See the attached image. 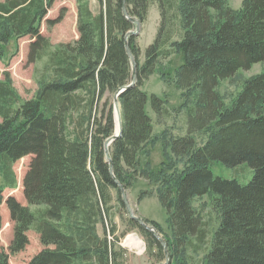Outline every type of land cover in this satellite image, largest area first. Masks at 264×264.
Masks as SVG:
<instances>
[{"label": "trees", "instance_id": "16d2710c", "mask_svg": "<svg viewBox=\"0 0 264 264\" xmlns=\"http://www.w3.org/2000/svg\"><path fill=\"white\" fill-rule=\"evenodd\" d=\"M53 2L0 0V58L9 41L25 35L33 37L28 60L46 58L40 87L30 98L21 96L9 71L0 78V202L2 190L17 185L15 162L33 155L23 180L28 204L14 195L6 199L14 222L10 251L23 250L34 227L45 247L27 264H125L111 216L115 198L125 206L115 178L128 189L136 175L157 174L148 163L138 167L144 148L161 140L168 164L160 172L174 176L160 199L174 232L169 249L176 264H196L186 250L198 252L207 242L210 229L192 205L194 196L206 193L215 196L220 221L201 264H264V70L246 79L229 104L218 91L222 79L264 62V0H244L239 10L225 0H159L162 22L143 63L135 35L128 38L137 81L119 97L123 130L109 148L112 170L104 147L116 127L109 93L132 80L125 35L135 23L123 13L124 0H98L97 13L91 0H76L79 37L53 45L41 31ZM149 2L127 0L129 14L144 20ZM63 16L48 18V26ZM172 56L173 71H166L174 74L183 98L176 108L185 112L180 134L155 132L149 100L165 119L171 107L166 94L141 87L159 59ZM171 156L184 162L174 174L167 171L176 165ZM215 161L248 164L254 175L248 183L217 176ZM146 221L163 231L158 221ZM129 223L143 231L150 248L163 252L149 229L132 217ZM0 264H10L8 253H0Z\"/></svg>", "mask_w": 264, "mask_h": 264}, {"label": "rangeland", "instance_id": "374dc122", "mask_svg": "<svg viewBox=\"0 0 264 264\" xmlns=\"http://www.w3.org/2000/svg\"><path fill=\"white\" fill-rule=\"evenodd\" d=\"M225 3L231 8L239 10L243 7L244 0H225ZM90 5L95 13L101 8L98 0H91ZM62 12L64 14L63 18L49 27L47 19L56 18ZM213 13L216 15L217 12L213 10ZM161 22L162 9L159 0H150L145 18L144 20H141L140 33L135 35V42L140 48V63L145 61L146 49L155 40ZM41 31L43 34L51 38L53 45H57L61 42L73 41L78 38V10L76 0H54L53 4L48 9L47 15L42 21ZM32 40L33 37L30 35L12 39L7 43L5 55L0 58V78L3 77L4 71H9L14 85L23 98L32 97L40 87L41 75L43 73L46 59L43 58V60L35 62H30L28 60L29 45ZM172 57H169L170 59L160 58L155 70L143 81L141 87L149 94H166L168 105L171 107V113L165 119L162 116H158L151 107L149 100L147 110L153 117L155 132H160L164 128H169L172 133L180 134L185 130V112L182 109H180V111L176 110L181 104L183 98L181 96V90L174 85V74L171 75L170 73H167V71L169 72L172 70L171 65L174 61V57ZM263 70L264 62H257L250 68L239 69L232 77L222 79L218 85V91L223 97L225 104H229L233 101L242 89L246 79L259 74ZM114 94L115 93H109L112 103H114ZM113 105L115 110V104ZM260 108L264 111V104L260 106ZM202 135L200 134L201 142L205 140L201 137ZM162 144L161 140L157 143H149L143 150L145 151V154H143L142 163L138 167L139 171H141L142 168L144 169L147 167L146 164L148 163L150 170L158 171L157 174L155 172V175L152 177L151 175H136L133 184L128 189H125V192L129 201L130 210L136 216L141 217L145 221L146 219H154L160 223L163 231L159 230V233L167 242L168 253L171 260L170 263L176 264V258H172L169 249V243H171L174 238V232L170 223L168 209L160 199V194L167 191L168 184L171 186L170 182L173 181L174 177H172V175L167 176L160 172L162 171L160 168L163 166V163L165 166L168 164ZM32 157V154H28L15 162L14 170L17 175V185L14 187L8 186L2 190L3 201L0 202V253H8L10 264H27L36 253L45 247L40 240V234L34 227H32L28 230L30 242L23 250L13 253L9 249L14 234V222L11 218L10 209L6 199L10 195H14L23 204H28L24 194L23 180ZM169 159L176 163L175 168L172 167L170 170H167L169 174L178 172L180 167L184 165V162L179 161L177 156H171ZM176 159L178 161H176ZM212 170L217 176L236 178L241 183H248L254 175L253 168L248 164L228 166L222 161H215L212 164ZM128 171L133 172L130 168ZM113 192L114 195H116L117 191L113 190ZM214 197L213 194L206 193L203 195H196L192 199V205L196 213L207 222L210 229L207 236V242L203 245L202 250L198 252H193L191 249L186 250L187 256L190 257L191 255L192 262L196 264H201L203 262V258L212 243L214 231L220 221V211L215 204ZM113 205L111 216L117 226L116 235L119 237V243L125 248V264H161L166 262L167 255L164 247L163 252L160 251L157 245L150 248L149 240L143 231L139 228L131 227L129 223L131 217L130 210L126 203L125 206H122L115 198ZM36 207L37 206L35 205L32 206V208ZM146 222L153 225L151 222ZM110 225L111 224L108 222V228ZM98 227L100 234H104L102 223H100ZM108 234L109 237L113 239V235L110 232H108ZM129 234H134L139 237L143 242V248L127 244L125 239Z\"/></svg>", "mask_w": 264, "mask_h": 264}, {"label": "water", "instance_id": "95a60500", "mask_svg": "<svg viewBox=\"0 0 264 264\" xmlns=\"http://www.w3.org/2000/svg\"><path fill=\"white\" fill-rule=\"evenodd\" d=\"M123 13L132 22L135 23V28L134 29H130L126 33V35H125V38H126V49H127V52H128V54L130 56L133 69H132V80H131V82L128 83V84H126V85L120 86L115 91V94H114L115 110L118 111L119 128L118 129L115 128L114 133L112 135L108 136L105 139V142H104L106 159L109 161L110 169L111 170L113 169V161H112V159L110 157V154H109V148H110L111 144L113 143V141L115 139H117L118 137L121 136L122 130H123V120H122V112H121V102H120L119 97H120V95L122 94V92L124 90H126L127 88L133 86L136 83V81H137V63H136L134 54H133V52L131 50V45H130V42H129V39L128 38H129L130 35H137V34H139L140 33V30H141V20L138 17L132 16V15L129 14L128 6H127V0H124V3H123ZM115 110H114V115L116 113ZM115 180H116L117 184L119 185V187L121 188L122 193H123L124 201H125L128 209L130 210V205H129L128 198L126 196L125 187L122 185V183L117 178H115ZM130 216L132 218L136 219L137 221H139L142 225H144V227H146L147 229H149L157 237V239H159V241L162 243V245L164 247V250H165V253L167 255L166 262H163L161 264H170L171 260H170L169 253H168L167 242L165 241V239L162 238V236L159 233V230H157L153 225L147 223L141 217L136 216L131 210H130Z\"/></svg>", "mask_w": 264, "mask_h": 264}, {"label": "bare ground", "instance_id": "6f19581e", "mask_svg": "<svg viewBox=\"0 0 264 264\" xmlns=\"http://www.w3.org/2000/svg\"><path fill=\"white\" fill-rule=\"evenodd\" d=\"M118 128H119L118 111H116V129ZM125 242L131 246L143 248L142 240L134 234H129L126 237Z\"/></svg>", "mask_w": 264, "mask_h": 264}]
</instances>
